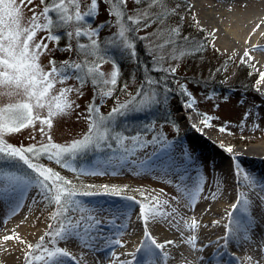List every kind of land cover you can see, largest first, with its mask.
<instances>
[{"label":"rangeland","instance_id":"374dc122","mask_svg":"<svg viewBox=\"0 0 264 264\" xmlns=\"http://www.w3.org/2000/svg\"><path fill=\"white\" fill-rule=\"evenodd\" d=\"M192 5L0 0V225L28 193L42 219L40 237L18 246L21 258L0 264H48L70 252L72 231L99 237L107 254L126 249L124 221L139 215L147 227L134 239L144 237L141 249L156 258L161 230L192 235L194 218L179 215L192 217L204 203L213 170L229 169L220 192L233 181V163L248 174L250 163L229 152L264 141L260 74ZM200 129L219 140H204ZM260 183L258 202L237 205L247 217L230 215L232 230L263 207Z\"/></svg>","mask_w":264,"mask_h":264},{"label":"bare ground","instance_id":"6f19581e","mask_svg":"<svg viewBox=\"0 0 264 264\" xmlns=\"http://www.w3.org/2000/svg\"><path fill=\"white\" fill-rule=\"evenodd\" d=\"M190 1L193 4L192 9L199 13L203 24L211 29V33L219 36L225 48H228L236 58L251 63L259 72V87L264 90V0H213L214 3L209 0ZM201 134L204 140H219L205 133V129H200ZM229 153L231 156L239 157L245 165L250 163L247 168L248 174L243 177L241 173L242 178L239 173L243 170L239 168L243 164L232 162L230 171L233 173L231 175L233 181L228 185L224 182L226 187L220 192L217 185L222 182L229 169L217 167L213 170L214 179L211 178L210 182L214 189L204 196V203L194 211L192 217L181 213L182 216L179 215L182 220L194 218L196 228L192 235L190 237L185 235L184 238L176 234L174 237L166 235L165 230H161V238L153 241L158 252L156 258L148 257L144 249H141L140 241L144 237L134 239L137 232L142 231V226L147 227L145 219L139 215L135 221L129 219L124 221L127 223L126 227L123 225L126 235L122 237L128 248L114 249L107 254L105 251L110 247L103 244L99 237L72 231L64 238L70 246V252L49 264H88L83 262L81 258L83 255L89 264H133V261L137 264H155L154 259H157L159 264H231L233 260L234 264H243L240 260H244V264H264V203L262 208L249 212V221L240 222L238 219L239 222L233 226L234 229L229 228L231 214L247 217L245 212L239 214L237 210V205L246 200L245 197L254 202L260 200L253 188L259 187L264 177L262 170L264 165H261L264 161V141L262 144L257 142L251 145L247 151L234 147ZM214 192L218 197V201L215 202L212 201ZM31 194L27 195L19 214L5 226L0 225V259L3 261L13 263L21 258L18 249L26 242V238L40 237L41 229L38 226L42 219L39 217L40 210L34 203L36 196ZM34 226L38 227L34 229L35 231ZM159 230L154 226L153 231L158 233ZM149 235L146 232L147 238L151 241ZM74 242L80 245L75 247L72 245ZM92 243L95 245L89 247L88 245ZM169 247L171 249L168 250ZM241 247H248L250 252L242 254Z\"/></svg>","mask_w":264,"mask_h":264}]
</instances>
